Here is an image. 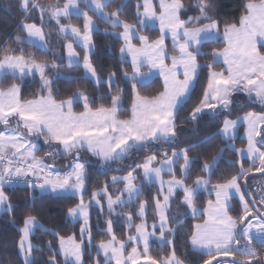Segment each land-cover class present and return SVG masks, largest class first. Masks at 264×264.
<instances>
[{"label":"snow or ice","instance_id":"1","mask_svg":"<svg viewBox=\"0 0 264 264\" xmlns=\"http://www.w3.org/2000/svg\"><path fill=\"white\" fill-rule=\"evenodd\" d=\"M24 15L38 12L41 25L32 22H21L20 27L26 33L28 41L33 39L46 46V35L43 28L45 15L54 20L58 31L65 37L75 38L77 43L86 50L83 57V68L99 84L104 82L97 75L96 67L88 54L93 46V32L96 25L87 12L78 9L77 0H66L65 3L42 5L38 0H19ZM111 0H91L90 7L99 18L112 28L122 29L119 38L124 46L120 48L121 55L130 54L133 74L131 76L134 99L131 105L129 119H120L122 89L115 80L116 73L111 72L106 82L107 87L115 86V94L110 96V106L94 107L95 100L78 91L67 99H57L53 96V79L49 73L58 68L53 63L49 67L45 61H38L34 56L25 55L18 49H0V76L11 71L13 76L19 74L23 78L34 72L39 73L41 94L32 99H23L21 88L12 84L7 88L0 87V211L10 212L12 205L5 193V186L23 182L30 188L42 191L51 188L52 192L73 191L79 196V203L68 209V216L82 219L80 238L75 235L64 237L52 233L58 239V249H53L49 242L47 249L50 253L43 264H57L56 255L62 254L64 264H84L87 248L94 247L97 259L94 264H184L177 255L174 247V237L179 228L178 217H172L169 209L173 203L176 190H182V203L191 209L193 216L198 215L195 207L197 196L201 190H210L215 199L207 201L204 211L206 218L203 223H197L190 236L194 249L206 257L202 264H264V259L256 251L253 241H258L264 247V186L258 187L255 194L248 188L242 187L247 177L255 172H264V114L248 112L239 121L224 119L220 134L227 142L235 138L236 129L240 122L246 123L247 147L235 149L240 157L229 167L238 168L237 174L230 175L223 182L211 184L210 176L223 158L221 154L213 157L211 163L202 164V172L192 179L191 185L186 180L192 177L194 161L190 157V147L179 151L161 153L162 160L157 154L147 156L140 164L128 171L122 177H112V186L122 184L115 195L109 192L105 185L101 192L93 193L92 199L86 204L84 200V179L86 164L81 162L78 155L81 148H86L104 165L122 161L128 154L153 146L173 145L178 137L177 119L182 98L190 94V90L198 80L201 65L198 63L200 46L206 39L219 37L222 29L226 46L213 49L208 55L212 62L204 66L208 71L207 87L203 98L192 110L189 119L196 121L206 109L220 111L217 115L231 111L232 96L243 92L264 104V0H249L244 13L236 22L221 21L211 15V0H197L196 8L199 15L181 19V10L185 5L183 0H160V14L157 15L151 0H143L137 4L135 22L122 20L123 8L105 12ZM142 9V11H141ZM75 11L82 15V26L73 25L70 20ZM159 20L161 36L150 41L146 35H140V29L149 20ZM170 33L173 49L178 54L170 57L165 49L164 36ZM140 43V47L133 44ZM16 41L24 43L17 36ZM68 64L80 65L79 54L72 42L66 43ZM152 68H158L164 77V91L157 96H141L137 89L138 78L141 77L142 61ZM166 61H170L166 63ZM226 67L216 71L218 63ZM125 77L128 73L125 72ZM57 76L59 73L57 72ZM47 93L44 95L43 93ZM82 101L83 111L75 112L74 104ZM41 141L49 146L47 155L54 161L58 156H72L70 169L64 174L54 171V163L45 162L38 156ZM229 146H231L229 144ZM251 160L252 166L244 167V158ZM179 167L181 177L175 175ZM142 171L145 180L153 179L159 183V192L152 197V212L156 222L147 224L149 201L140 200L141 187L136 184L134 172ZM167 172L170 179L164 180ZM28 177H33L31 181ZM238 196L242 208L234 218L230 215V201L233 195ZM102 198H106L109 217L106 219L108 239L93 244L89 226V206L92 203L103 209ZM134 201H140L135 212L125 213L124 208ZM256 205H259L257 208ZM117 208L120 209L117 212ZM123 215L130 234L127 240L118 239L114 231L112 214ZM140 219L136 224L133 215ZM176 223V227L172 226ZM40 225L37 217L28 215L23 220L20 238L17 242L23 264H37L34 254L42 249L32 243L34 230ZM163 243L171 246V253L165 257H154L150 252V240L157 236ZM241 239L245 241L241 244ZM87 242V245L85 244ZM142 244V248H141ZM130 248V251L128 249Z\"/></svg>","mask_w":264,"mask_h":264},{"label":"trees","instance_id":"2","mask_svg":"<svg viewBox=\"0 0 264 264\" xmlns=\"http://www.w3.org/2000/svg\"><path fill=\"white\" fill-rule=\"evenodd\" d=\"M42 5L56 4L57 0H38ZM66 0H59L63 4ZM143 0H113L106 10L112 12L118 8H123L122 20L135 22L136 6L142 3ZM249 0H211L212 13L214 17L221 21L236 22L244 13L245 5ZM259 2V0H256ZM185 5L182 9L181 19H187L189 16L199 15L196 8L197 0H183ZM93 15V14H92ZM94 16V15H93ZM95 17V16H94ZM96 19V18H95ZM98 23V31L94 33V53L92 55V63L98 74L107 79L111 72L116 73L117 83L122 93L124 94L123 110L120 113L121 119H129L131 115V105L134 99V92L132 84L129 83L125 77V72L128 75L133 73L132 65L120 58V48L123 47V42L113 35V32H121L122 29L112 28L103 20L96 19ZM32 22L38 26L41 25V19L38 12H30L29 16H25L20 8L19 0H0V49H18L25 55L34 56L38 61H45L51 66L53 63L58 65L59 77L55 80L53 85V96L57 99H67L78 91H83L90 100H95L94 107L100 105L110 106V96L115 94V86L112 89L107 87L106 83L101 85L94 84L91 80L84 76L81 67H69L63 60V46L60 36L58 35V27L54 22H50L47 18L43 20V28L47 35V41L50 44L51 51L47 52L40 48H36L26 42L19 43L16 37L21 39L25 38L26 34L20 27L21 22ZM70 22L76 26H82L83 18L71 17ZM143 35L149 37L150 41H154L160 37L158 29H140ZM222 31V29H221ZM139 44V42H137ZM226 45L221 42H207L201 48V54L198 56V63L201 65V71L198 80L195 82L194 88L188 100L182 104L179 110L177 123L178 137L176 142L171 145H157L150 149L141 151L134 150L122 161L114 162L108 166L91 155L90 153L81 152V159L87 164L86 170V195L85 200L92 198V194L103 189L105 185L111 186L113 176L127 175L137 164L142 163L147 156L157 154L159 160L163 159L161 153L167 151L171 155L172 151L180 150L181 148L190 147V157L194 161L192 168V177L187 180V184L191 185L192 179L196 176L206 175L202 172V164L205 162L211 163V159L221 154L223 150V158L218 163L215 171L211 174V184L223 182V180L230 175L237 174L238 168L229 167L230 163L239 160L238 154L235 150L231 149L227 142L220 134V129L223 125L224 119H236L241 115L248 112L264 113V107L254 103L246 96H239L235 100V107L230 114H221L220 116H213L210 114H203L198 120L192 121L189 119L190 114L194 107L203 98V93L207 87L208 71L204 67L212 62V57L208 55L213 49L223 48ZM3 52L0 51V57ZM222 64H217L215 70H224ZM49 75H54L51 71ZM12 84H17L21 88V96L23 99H32L34 96L41 94V85L38 79L27 78L20 80L13 76H5L2 80V87L7 88ZM141 96L153 97L159 95L164 91V84L161 79H156L153 82L139 86L136 89ZM44 94V93H43ZM81 104L74 106L75 112L83 111ZM42 142V141H41ZM43 144V142H42ZM49 146L44 144L38 150V156L45 162H53L59 165L62 171H66L72 160V156H58L54 161L47 155ZM244 167L249 168V161L244 162ZM137 169L135 172H138ZM248 179L247 188L253 192V182L257 177L264 175L256 174L254 171ZM6 195L12 205L10 212H5L0 217V264H23L22 257L17 247V242L20 238V229L23 227V220L28 215L36 216L37 219L46 227L45 230H38L33 237V244L42 252L35 253L37 264H43L50 255L47 246L49 242L53 249H58V239L52 233H59V235L68 237L72 235L79 236L80 223L73 224L68 219V209L76 206L79 199L74 196H57L51 193L40 192L34 200H31L30 193L24 189L6 190ZM158 193L155 186L144 187V194L140 200H148L150 204V211H152V197ZM207 198L201 194L197 198V205L204 208ZM140 201L133 205L124 208L125 213L132 211L135 212ZM172 211L180 216L179 228L174 237V247L178 257L184 261L185 264H202V260L206 257L192 249L190 243V236L194 231L195 222L200 219H191L188 215V210L182 204V195L176 197ZM237 211L239 209L237 208ZM240 213V212H237ZM235 213V215H237ZM134 216H136L134 214ZM151 221L155 220L154 213L149 216ZM101 216L98 212L93 210V236L94 241L99 243L101 240L107 239V233L104 231L106 228V219L108 216ZM113 226L119 238H125L126 220L123 215H111ZM172 226L176 227V223L172 222ZM255 249L261 257L264 256V247L256 245ZM169 247L166 248L168 252ZM86 263L92 264V259L86 254ZM56 259L59 264L63 260L58 253Z\"/></svg>","mask_w":264,"mask_h":264},{"label":"rangeland","instance_id":"3","mask_svg":"<svg viewBox=\"0 0 264 264\" xmlns=\"http://www.w3.org/2000/svg\"><path fill=\"white\" fill-rule=\"evenodd\" d=\"M111 1H113V0H111ZM125 1H127V0H125ZM166 2H170V0H166ZM77 3H78V9H79V11H81V12H87L88 13V15L89 16H91L92 17V19H93V21H94V23H95V25H96V30L93 32V36H92V40H93V38H94V33L96 32V31H98V29H99V27H98V23H97V20L96 19H99V20H102V19H100L99 18V16H98V14L93 10V8L92 7H90V5H91V0H77ZM151 3L155 6V8H156V12H157V15H159L160 14V8H159V3H160V0H151ZM258 3V2H257ZM75 11L76 10H73V12H74V14L72 15V17H81V18H83V16L82 15H76L75 14ZM105 12H108L107 10H106V8H105V10H104ZM141 11H142V9H141ZM110 13V12H109ZM181 13H182V10H181ZM181 13H180V15H181ZM95 16H93V15ZM45 18H47L50 22H54L55 23V21L54 20H50L48 17H47V15H45ZM44 18V19H45ZM96 18V19H95ZM83 22H84V19H83ZM56 24V23H55ZM58 27V26H57ZM147 28H149V29H158L159 31H160V24H159V20L157 19V20H149L148 22H147V24L144 26V27H142L141 29L142 30H145V29H147ZM119 33L120 32H113V35L116 37V38H118V39H120L119 38ZM26 34V33H25ZM45 35H46V33H45ZM58 35L60 36V38H61V41H62V46H63V53H64V56H63V60L65 61V63H66V65L67 66H69V67H81L82 69H83V72H84V76L87 78V79H89V80H91L94 84H96V85H101L102 83H104V82H106L107 81V79H104V78H102L99 74H98V72H97V75L101 78V80L102 81H104V82H101V83H97L96 82V80L94 79V78H92L91 76H90V74H88L87 72H86V70L83 68V57H84V55L86 54V50L83 48V47H81L80 45H79V43H77V41L75 40V38H72V37H65V35H63V34H61L59 31H58ZM140 35H143L142 33H141V31H140ZM160 36H161V31H160ZM160 38V37H159ZM158 38V39H159ZM24 42H26V43H28V44H30V45H33V46H35L36 48H40V49H42V50H45V51H47V52H50V53H52V51H51V47H50V44H49V42L47 41V35H46V46H41V42L40 41H38V40H35V39H33L31 42H29L28 41V38H27V36H25V38H23L22 39ZM121 41H122V39H120ZM164 40H165V49H166V51H167V54H168V56L170 57L171 55H173V54H178V53H176L175 51H174V49H173V41H172V37H171V34L170 33H168V34H166L165 36H164ZM217 41H221V42H223L224 44H225V41H224V39H223V34H222V31H221V33H220V35H219V37H216V38H212V39H206L202 44H201V46H200V53H201V48H202V46L205 44V43H207V42H217ZM68 42H72L73 44H74V48H75V51L79 54V59H80V65L79 66H75V65H72V66H70L69 64H68V55H67V49H66V43H68ZM123 42V41H122ZM137 42H139V41H137V40H133V44L134 45H136L137 47H140V43L139 44H137ZM226 45V44H225ZM123 46H124V44H123ZM93 53H94V40H93V46H92V49H91V51L88 53L89 55H90V57H91V62H92V55H93ZM120 58L121 59H123V60H126V61H128L131 65H132V58H131V55L130 54H125V55H121V53H120ZM166 63H169L170 64V61H166ZM93 64V63H92ZM218 64H222L223 65V63L222 62H220V63H218ZM94 66V65H93ZM224 67H226L225 65H223ZM49 67H51V66H49ZM132 68H133V66H132ZM133 71H134V69H133ZM53 72V76L52 75H49V78L50 79H53V81L55 82V80L59 77V76H57V72H58V70L56 69V70H53L52 71ZM141 73H142V75H141V77H139L138 78V82H137V85H139V86H143V85H147V84H149V83H151V82H153L154 80H156V79H161V81L163 82V84H164V77H163V75L161 74V72H160V70L158 69V68H152V67H150L149 66V64L147 63V60L145 59V60H143L142 61V67H141ZM133 74V73H132ZM132 74L131 75H128L127 77H126V79H127V81L129 82V83H133L132 81H131V76H132ZM5 76H13L12 75V73H11V71H6V73L5 74H3L2 76H0V87H2V80H3V78L5 77ZM13 77H16V78H18V79H20V80H25V79H27V78H31V79H38L39 81H40V78H39V73L38 72H34V73H32V74H29V75H27V76H24L23 78H19V74L17 73V75L16 76H13ZM115 80L117 81V77H115ZM194 85H195V82H194V84H193V86H192V88H191V90H190V94H191V92H192V90H193V88H194ZM52 93H53V88H52ZM190 94H189V96H190ZM44 95H47V93L45 92L44 93ZM189 96L188 97H186V98H182V103L184 104L187 100H188V98H189ZM239 96H246L247 98H249L250 100H252L254 103H256V104H259V105H261V106H263L264 107V104H261L260 102H259V100H257V99H255L254 98V95L252 96V97H250V96H248L246 93H243V92H239V93H236L235 95H233L232 96V100H233V104H232V106H231V111H229V112H226V113H224V114H230V113H232V111L234 110V107H235V100H236V98L237 97H239ZM76 104H81L82 106H83V102L82 101H80V102H78V103H76ZM76 104H74V106L76 105ZM123 105H124V94H121V111L118 113V116H119V118H120V113L122 112V110H123ZM73 106V107H74ZM220 110L219 109H217L215 112L214 111H212V110H209V109H206L205 110V112L203 113V114H210V115H213V116H220V115H217V113L219 112ZM203 114H201V115H203ZM257 114H264V113H257ZM200 115V116H201ZM244 115H241V116H239V117H237L236 119H231V120H237V121H239L240 120V118L241 117H243ZM121 119V118H120ZM4 129H3V126L2 125H0V131H3ZM246 131H247V125H246V123H243V122H240L239 124H238V127H237V129H236V134H235V138L232 140V141H230V142H227L226 140H225V137H223V139L227 142V144H228V146H229V144L231 145V146H229L231 149H233V150H235V149H240V148H246L247 147V138H246ZM44 146V143L42 144V142L40 143V145H39V149L41 148V147H43ZM38 149V150H39ZM83 151H86V152H88V153H90L91 154V152H89L88 150H86V148H81L80 149V151H79V153H78V155H79V157H80V160H81V162H84L81 158V152H83ZM176 151H179V150H176ZM92 155V154H91ZM127 157V156H126ZM97 158V157H96ZM159 159V158H158ZM239 159H240V157H239ZM249 161V165H250V167L252 166V163H251V160L250 159H248L247 157H245L244 158V162L245 161ZM85 163V162H84ZM112 163H114V162H112ZM111 163V164H112ZM86 164V163H85ZM103 164V163H102ZM54 165H55V167H54V171L55 172H59L60 174H64L65 172H67L69 169H70V165H69V167L67 168V170L64 172V171H62V169H61V167L59 166V165H57V164H55L54 163ZM104 165V164H103ZM105 166H108V165H105ZM86 170H87V164H86ZM256 174H259V175H263L264 174V172H256ZM134 175L136 176V184H137V186L138 187H141V189H142V195H141V197L143 196V194H144V187H152V186H155L156 187V189L158 190V192H159V183L157 182V181H155L154 179L152 180V181H147V180H145V178H144V176H143V173H142V171H140V170H138V172H134ZM175 175L177 176V178H180L181 177V172H180V170H179V167H177L176 168V170H175ZM206 175H208V174H206ZM125 176V175H124ZM117 177H122V176H117ZM251 176L249 175L248 177H247V180L250 178ZM171 177H170V175L167 173V172H165L164 174H163V179L164 180H168V179H170ZM210 179H211V176H210ZM186 183H187V180H186ZM241 186L242 187H245L246 186V182H241ZM261 186H264V176H262V177H257L255 180H254V182H253V192H254V194H255V192H256V189L258 188V187H261ZM123 187V185L122 184H117L116 186H115V188L112 186V183H111V186H108V189H109V192L110 193H112L113 195H115V193H116V191H117V189H121ZM247 187V186H246ZM102 190V189H101ZM101 190H99V191H97V192H101ZM249 190V189H248ZM209 191L210 190H201L200 191V193L198 194V196L199 195H201V194H204L207 198H205V201H206V204H205V207L204 208H200L197 204V200H196V205H195V207H196V209H197V212H198V215H196V216H193V214H192V211H191V209H188L185 205V207H186V209L188 210V215H189V218H191V219H200L201 218V220L200 221H198V222H195V224H197V223H203V221H204V219L206 218V216L204 215V211H205V209H206V207H207V201L209 200V199H215V197H214V194H212V195H210L209 194ZM42 192H46V193H51V194H53V195H57V196H74V197H76V198H78L79 199V196L76 194V193H74L73 191H71V190H69V191H57V192H52L51 191V188L49 187V188H46L44 191H42ZM96 192V193H97ZM158 194V193H157ZM156 194V195H157ZM85 195H86V173H85V179H84V200H85ZM155 195V196H156ZM179 195H182V190H180V189H177L176 190V195L173 197V203H174V201H175V199H176V197H178ZM198 196H197V198H198ZM140 197V198H141ZM92 198H90V199H88V200H85V203L87 204L90 200H91ZM182 200H183V195H182ZM137 201H134L131 205H133L134 203H136ZM173 203H172V205H171V208L169 209V211H170V214H171V216L172 217H178V219L180 218V216L178 215V214H176V216H175V214L173 213V211H172V207H173ZM183 204V203H182ZM230 204H231V209H230V215H232L234 218L236 217V215H235V213H237V212H241L242 211V208H241V205H240V202H239V198H238V196H236L235 194L233 195V197H232V199H231V201H230ZM102 205H103V209L101 210V208H99V207H97L96 205H95V203H92L90 206H89V226H90V229H91V236H92V240H93V244H98V243H96L95 241H94V236H93V224H92V222H93V219H92V212H93V210H95L96 212H98L99 214H101V216L103 217V219H105L104 217L106 216H108L109 217V213H108V210H107V206H106V198H102ZM259 207V205H257V208ZM237 208L239 209V211H237ZM120 211V209L119 208H117V212H119ZM5 212H7V211H0V217L2 216V214H4ZM151 213H153L152 211H150V204H149V211H148V216H147V224L149 225V226H151L154 222H156V216H155V214H154V217H155V220L154 221H151L150 220V215H151ZM113 215H117V214H112V216ZM68 219H69V221L71 222V223H73V224H78V223H80V229L83 227V221H82V219H73L72 217H70V216H68ZM38 220V219H37ZM133 220H134V222L136 223V224H139L140 223V219L137 217V216H134L133 215ZM38 222H39V224L40 225H43V223H41L39 220H38ZM46 229V227L43 225V228L41 229V228H39V227H37L35 230H34V233H33V236H32V243H33V237L35 236V234L37 233V231L38 230H45ZM104 231L106 232V228L104 229ZM114 231H115V229H114ZM116 233V232H115ZM130 234H135L134 233V229H129L128 228V225H127V222H126V232H125V238L124 239H122V238H119L118 237V235L116 234V236H117V238L118 239H122V240H127V237H128V235H130ZM158 235H159V233L157 232V236L156 237H153L151 240H150V252H151V255L152 256H154V257H165V256H168V255H170V253H171V246H169V245H167V244H163L157 237H158ZM76 236V238H77V240H79V238H80V231H79V236H77V235H75ZM107 239H108V237H107ZM245 243V241L243 240V239H241V244H244ZM85 244L87 245V242H85ZM256 245H260L259 244V242L258 241H253V246L254 247H256ZM192 246V245H191ZM59 247V246H58ZM169 247V251L167 252L166 251V248H168ZM141 248H142V244H141ZM192 249L194 250V251H196V252H198V253H200V254H203L201 251H199V250H197V249H194L193 248V246H192ZM128 251H130V248L128 249ZM257 251V250H256ZM86 254H88V256L90 257V259H92V264H94V262H95V260L97 259V254H96V250H95V248L94 247H90V248H87V250H86V252H85V255H84V264H87L86 263ZM177 255V254H176ZM60 256H61V258H62V260H63V263L62 264H64V257H63V255L62 254H60ZM178 256V255H177ZM22 257V256H21ZM99 259H100V261H101V264H104V261H103V257L101 256V257H99ZM57 264H59L58 263V261H57ZM113 264H114V262H113ZM185 264V263H184Z\"/></svg>","mask_w":264,"mask_h":264},{"label":"built area","instance_id":"4","mask_svg":"<svg viewBox=\"0 0 264 264\" xmlns=\"http://www.w3.org/2000/svg\"><path fill=\"white\" fill-rule=\"evenodd\" d=\"M32 179H33V177H28V180L29 181H31ZM12 189H24V190L29 191L31 200H34L36 198L37 194L42 191L38 187L35 188V189L30 188L26 184H24L23 182H21V183H14L12 185H6L5 186V191L6 190H12Z\"/></svg>","mask_w":264,"mask_h":264},{"label":"water","instance_id":"5","mask_svg":"<svg viewBox=\"0 0 264 264\" xmlns=\"http://www.w3.org/2000/svg\"><path fill=\"white\" fill-rule=\"evenodd\" d=\"M264 175V174H263ZM247 182H248V180L246 181V186H247ZM256 207H257V205H256Z\"/></svg>","mask_w":264,"mask_h":264},{"label":"crops","instance_id":"6","mask_svg":"<svg viewBox=\"0 0 264 264\" xmlns=\"http://www.w3.org/2000/svg\"><path fill=\"white\" fill-rule=\"evenodd\" d=\"M183 103H181L180 107L182 106ZM73 110H74V107H73Z\"/></svg>","mask_w":264,"mask_h":264},{"label":"flooded vegetation","instance_id":"7","mask_svg":"<svg viewBox=\"0 0 264 264\" xmlns=\"http://www.w3.org/2000/svg\"><path fill=\"white\" fill-rule=\"evenodd\" d=\"M264 254V253H263ZM260 256H261V254H260ZM262 259H264V256L263 257H261Z\"/></svg>","mask_w":264,"mask_h":264}]
</instances>
